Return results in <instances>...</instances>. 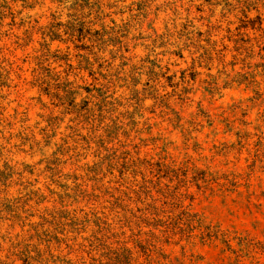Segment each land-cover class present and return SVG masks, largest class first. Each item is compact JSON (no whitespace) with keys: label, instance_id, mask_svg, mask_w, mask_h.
Returning <instances> with one entry per match:
<instances>
[{"label":"rangeland","instance_id":"rangeland-1","mask_svg":"<svg viewBox=\"0 0 264 264\" xmlns=\"http://www.w3.org/2000/svg\"><path fill=\"white\" fill-rule=\"evenodd\" d=\"M0 264H264V0H0Z\"/></svg>","mask_w":264,"mask_h":264}]
</instances>
